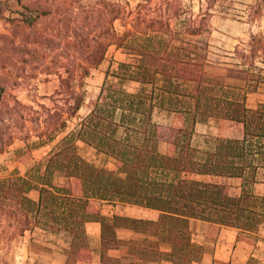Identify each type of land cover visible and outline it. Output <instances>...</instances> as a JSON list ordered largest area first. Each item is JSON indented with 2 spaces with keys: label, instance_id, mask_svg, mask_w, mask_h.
Listing matches in <instances>:
<instances>
[{
  "label": "trees",
  "instance_id": "obj_1",
  "mask_svg": "<svg viewBox=\"0 0 264 264\" xmlns=\"http://www.w3.org/2000/svg\"><path fill=\"white\" fill-rule=\"evenodd\" d=\"M111 5L114 11L116 2ZM121 11L123 30L114 27L118 15L110 16L107 32L93 37L87 63L79 62L70 78L60 75L59 88L44 95L53 106L41 103L51 120H45L39 144L53 140L77 116L85 100L84 77L112 44L129 55L119 63L125 71L114 75L136 80L141 87L129 91L117 82H104L88 114L45 162L24 174L0 177V216H9L13 233L41 226L65 234L66 263L91 259L88 221L101 226V264H130L111 255L110 249L139 262L191 264L202 254V246L192 239L193 218L234 227L239 239L255 241L264 223V192L254 189L259 173L264 183V103H246L247 93L256 90L259 81L239 85L247 79L251 54L242 50L239 67H229L223 76L207 72L212 60L203 37L211 31L215 0H206V7L197 12L183 0H139L135 5L125 0ZM156 107L174 113L181 123L155 121ZM212 116L228 120L232 133L200 148L193 144L195 125ZM79 140L113 157L116 169L85 159ZM161 140L169 144L168 152L159 150ZM31 190L38 191L37 198ZM104 203L139 205L160 214L157 219L107 215ZM118 227L130 228L139 237L121 238ZM162 242L169 243V252L161 250Z\"/></svg>",
  "mask_w": 264,
  "mask_h": 264
},
{
  "label": "rangeland",
  "instance_id": "obj_2",
  "mask_svg": "<svg viewBox=\"0 0 264 264\" xmlns=\"http://www.w3.org/2000/svg\"><path fill=\"white\" fill-rule=\"evenodd\" d=\"M114 1L117 5L111 11V2ZM124 1L0 0V177L15 172L24 174L39 162H45L61 138L74 130L81 117L89 112L104 82H117L129 91L139 90L140 82L119 79L114 75L125 71L119 63L128 61L129 55L123 48L112 44L103 61L84 77L85 100L77 116L72 117L53 140L39 144V135L46 121L51 120L41 103L53 106L52 100L44 95H50L59 88L60 75L70 78L79 62L87 63L85 56L89 47L95 44L93 37L107 32L110 16L118 15L114 27L118 32L123 30L121 9ZM127 1L135 5L139 0ZM159 1L153 0L154 3ZM183 1L193 6L196 12L206 7V0ZM215 9L216 15L209 20L211 31L203 37L209 41L208 58L212 60V65L206 68L207 72L213 76H223L229 67H239L242 50L251 54L247 79L239 81V85L259 81L257 89L249 91L246 97L247 105L256 107L264 103V0L253 3L215 0ZM222 17L245 23L232 26L222 22ZM252 38L254 40L250 43ZM225 80L231 81L228 77ZM150 87V84L146 85V88ZM153 117L156 120L164 119L167 124L181 123L174 113L161 107L155 108ZM198 122L193 144L200 148L214 146L216 136L232 133L230 122L222 118L212 116ZM77 143L85 159L98 166L116 169L113 157L97 152L87 143ZM200 177L214 179L209 175ZM261 180L262 174L259 173L254 189L260 193L264 192ZM229 181L238 182L237 179ZM32 195L37 197L38 191L34 190ZM68 241L65 234L41 226L27 229L23 234L13 233V228L9 227V216H0V264H52L57 261L58 253L67 251L68 254ZM109 253L113 255L115 249H110ZM166 260L159 264H172ZM148 261L135 259L127 260V263L146 264Z\"/></svg>",
  "mask_w": 264,
  "mask_h": 264
},
{
  "label": "crops",
  "instance_id": "obj_3",
  "mask_svg": "<svg viewBox=\"0 0 264 264\" xmlns=\"http://www.w3.org/2000/svg\"><path fill=\"white\" fill-rule=\"evenodd\" d=\"M255 1L257 0H236V2L239 3H253ZM215 15L216 13L213 15V17ZM222 22L229 23L232 26H241V24L245 23L240 21H231L227 17H222ZM153 119L160 123H168L164 119L156 120L154 117ZM198 125L199 122H197L195 125V132L198 131ZM79 142L84 143L80 140ZM158 148L161 152H168L169 144L166 141L161 140L158 144ZM200 176L206 175H198V177ZM33 191L34 190H31L30 195L33 198H37L38 196L34 197L32 195ZM103 212L107 215L119 213L147 219H157L160 214V211L154 208L120 203H104ZM190 229L192 232L193 242L202 246L201 257L197 261L193 262V264H264V223L259 225L255 241L239 239L238 231L234 227L224 226L215 222H209L198 218H193L190 220ZM86 230L89 235L91 246L93 247L92 256L88 261L77 260L76 264H101V253L99 251L101 234L100 223L98 221H88L86 223ZM117 234L121 238L139 236L138 233L127 227H118ZM161 250L163 252H169L170 245L166 243L163 245V243H161ZM115 252L116 253H113V255L121 257L122 261L130 260L129 257L123 256V253L119 249H115ZM110 254L112 255V253ZM67 256V251L58 253L57 261H53L52 264H65ZM163 260L164 259L160 261H148L146 264H159V262H163ZM169 261L170 260H166L167 263Z\"/></svg>",
  "mask_w": 264,
  "mask_h": 264
}]
</instances>
